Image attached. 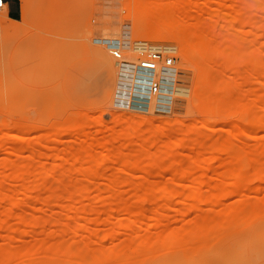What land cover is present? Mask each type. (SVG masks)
Returning <instances> with one entry per match:
<instances>
[{"label": "rangeland", "instance_id": "1", "mask_svg": "<svg viewBox=\"0 0 264 264\" xmlns=\"http://www.w3.org/2000/svg\"><path fill=\"white\" fill-rule=\"evenodd\" d=\"M19 1V19L0 23V264H264L262 2L246 10L261 30H241L234 0H193L201 22L236 44L223 43L205 83L198 47L181 35L151 41L186 43L187 60L165 54L190 68L189 87L172 105L182 111H136L117 104L115 61L95 40L148 37L127 18L135 0ZM204 87L220 110L203 108ZM143 138L155 143L140 149ZM82 149L95 159L73 161ZM140 150L171 158L151 168L118 161ZM55 155L67 157L56 171ZM237 175L243 186L232 185ZM80 188L74 200L65 194Z\"/></svg>", "mask_w": 264, "mask_h": 264}, {"label": "bare ground", "instance_id": "2", "mask_svg": "<svg viewBox=\"0 0 264 264\" xmlns=\"http://www.w3.org/2000/svg\"><path fill=\"white\" fill-rule=\"evenodd\" d=\"M234 1L238 5V11L234 16V20L241 23V27H242L241 30H245L248 25L256 26L259 30H261L262 24H260L259 21L257 20H255L254 22H250V20L246 15V10L249 1L248 0H234ZM260 1L262 2L264 8V0H260ZM134 5L136 6V8L135 11L133 12V15H131V12L130 14L128 13L127 18H132V17L135 18L134 19V21L136 20L134 24L135 26L133 25L135 31H138L139 33L147 32L148 34L147 33L146 34L148 35V37L135 39L129 43L126 42L124 45L119 40L120 38L118 36L116 38L113 36L112 38H105V37L103 38L102 36V38L100 39H95L101 42L103 41V39H107L106 41H108L110 45L113 44L121 50L120 58L118 59L113 58L115 61L114 66L118 70L117 73H119L118 86H117L119 93H117L116 95L117 96L116 102L120 107L124 106L125 108L136 111L154 110L160 104L171 105L170 108H173V111H182L183 108L175 105L176 104L175 102H181L183 100L182 97L187 94L189 87V74L191 71L190 68L183 65L176 66L177 65L176 64L171 68H164L159 66L155 70H147L141 68L140 65L141 59L147 53L153 51L156 52L159 51L164 54L165 53L172 54L173 52L178 50L179 56L185 61L188 58L185 44L190 43L192 46L198 47L195 48L196 54L200 56V63L202 65V69L206 80L205 83H208L211 78L210 69L214 66L222 65L220 57L223 54V50H222L223 43L226 40H229L230 44L233 45L236 44V40L233 36H231V32L229 30L223 31L221 30L222 28H219V26L217 25H212V23L201 22L202 10L199 9L197 10L195 8L193 0H135V4H132V6ZM125 6L128 8L127 5ZM124 11L127 12L126 9H124ZM125 12L123 14H125ZM102 13H105V11H102ZM5 15H6V5L4 8L0 10V23L2 22V18ZM110 23L112 22L110 21ZM110 23L104 22L102 26L104 27V29L111 28ZM109 31L111 30H108V32ZM125 31L128 30L126 29ZM263 31L264 30H262L261 32ZM131 32L133 31L131 30ZM100 34H102V32H100ZM136 34L138 35V33ZM122 35L128 36V34H122ZM168 35L169 38L172 35L173 36L181 35L182 38H185L186 43L184 41L181 43L174 41L175 44H159V43L151 42V41L166 40L168 38L167 37ZM107 37H110V35H108ZM99 54L103 55L100 52ZM224 64L228 65L229 62ZM114 66H110L111 72L113 71ZM239 75L243 76L244 74L239 71ZM154 79L158 80L161 84V89L156 94H152L149 88L151 81ZM212 98L213 97L211 94V90L204 87L203 95H202V99H203L202 103H203V108L208 112L215 111L216 109L220 110L218 106L216 107L215 102ZM173 103H175L174 106H172ZM154 143L155 141L153 138H143L141 140V143H138V146L140 149L144 150V148ZM143 150H140L138 151V153L133 154L131 156H126V157L119 156L118 161L121 164H126V165L133 164L136 166L145 163V167L151 168L154 166H163L166 160L171 158L169 157L170 155L168 156L158 155V154L147 155L142 152ZM53 157L55 161L53 167L55 170L52 168L51 172H53V174H57L59 172L56 173L54 171H56L57 167L63 166V163L67 161V157L62 155L61 156L55 155ZM70 157L73 159V161H77V162L84 161L88 163L92 162L95 159L94 154L89 149L79 150L76 152V154L71 155ZM106 159L107 157H104L103 161H105ZM89 168L90 170L88 171V173L86 172V175H88L89 177L104 176V174H101L98 171H93L91 167ZM50 174L52 173L46 172L43 173L42 176L48 177L50 176ZM59 174L61 175L62 173ZM60 175L57 174V176ZM233 178L236 179L232 181V185L243 186V179L241 177L239 178V176L237 175L236 177ZM117 179L118 176L116 175L114 177L113 176L111 177V181L113 183H115ZM217 189H219L220 193H223L225 191L220 187H218ZM53 190L56 189L55 188H53L52 190L49 189L48 192L52 193ZM86 190L87 188H80L76 192H72L69 189H67L65 190V194L70 200H74L76 199L74 198L75 194L82 195L86 192ZM172 191H174V189L170 187L163 189L162 192L171 193ZM146 193L154 194L155 192L152 189H146ZM188 193L189 195H196V194L200 195L202 192L199 188H195L193 190H190Z\"/></svg>", "mask_w": 264, "mask_h": 264}, {"label": "built area", "instance_id": "3", "mask_svg": "<svg viewBox=\"0 0 264 264\" xmlns=\"http://www.w3.org/2000/svg\"><path fill=\"white\" fill-rule=\"evenodd\" d=\"M5 0H0V10L5 7ZM105 43L106 48L108 49L109 53L111 54L112 58H120L121 56V50L116 47L115 45H110L108 41H102ZM141 68L147 69V70H155L159 66L164 68H171L174 65V58L170 55L161 53L159 51H153L147 53L140 62ZM119 74V73H118ZM150 91L152 94H156L161 89V84L158 80H152L150 83ZM118 90V88H117ZM117 93H119L117 91ZM116 93V95H117Z\"/></svg>", "mask_w": 264, "mask_h": 264}, {"label": "crops", "instance_id": "4", "mask_svg": "<svg viewBox=\"0 0 264 264\" xmlns=\"http://www.w3.org/2000/svg\"><path fill=\"white\" fill-rule=\"evenodd\" d=\"M6 14L11 20H18L21 15V4L19 0H5Z\"/></svg>", "mask_w": 264, "mask_h": 264}]
</instances>
